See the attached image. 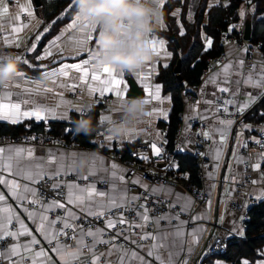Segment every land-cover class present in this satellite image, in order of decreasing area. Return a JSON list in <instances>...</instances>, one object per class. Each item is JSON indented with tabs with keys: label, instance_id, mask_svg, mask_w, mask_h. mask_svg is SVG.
<instances>
[{
	"label": "crops",
	"instance_id": "1",
	"mask_svg": "<svg viewBox=\"0 0 264 264\" xmlns=\"http://www.w3.org/2000/svg\"><path fill=\"white\" fill-rule=\"evenodd\" d=\"M166 1L167 0H163V5ZM179 1L180 3L183 2V0ZM213 2V0H209L210 4H213ZM3 5L8 7L9 11L7 14H4L3 7H0V63L5 62L11 55L19 61V64L21 63L27 68L24 67L23 69L22 66H19L21 70L19 73H21V75L17 76L14 81L0 89V104L11 105L13 103H19L21 105V111H32L36 108H40L44 110L43 114L46 118L44 120H37L35 117L24 118L15 124L11 123L10 120L0 119V123L6 124L8 122L7 124L9 125H23V122L26 121V123L24 122L25 126L30 122L66 125L74 117L78 116L80 110L90 109L89 106L92 108L93 103L98 99H108L110 104L108 109L97 118L99 123H106L108 126L109 120H119L121 118V113L117 110V104L121 100L128 99L127 96H129V94L125 93L124 99H120L116 96L115 91L106 92L103 95H101L99 91L95 93L89 92L90 85L97 89L105 86L99 81L94 82L91 80V75L94 70L100 75L102 80L106 79L108 75L100 70L101 66L98 64L97 59L94 61L91 60V54L97 53L98 49V44L96 43L98 28L95 27L93 30L92 27L88 25L87 20L81 16L82 19L76 23L75 28L65 31L67 26L72 24L76 16L79 15L78 8H76L77 10L72 15L71 19L64 22L59 27L57 33L48 40L40 52L35 55V51H31L30 49L35 45L36 50L41 38L50 31L51 25L49 24L42 27V22L34 11L36 5L33 0H3ZM22 5L29 8L33 13L32 17H29L27 12L20 11ZM160 8L162 10V7ZM250 11H253L252 6L246 7L242 5L239 12L241 19L246 15V12L248 14ZM173 12L175 21L179 25L178 21L181 10L175 8ZM242 12L243 15H241ZM176 13H178V15H176ZM17 16H19L18 20L15 19ZM246 18L247 16L244 17V22ZM161 21L163 27L161 26ZM22 24L28 25L22 32L13 33L11 31V28L18 27ZM45 29H47V31H45ZM81 29L84 31H81ZM163 30L164 22L161 17L157 22V26L147 38L148 44L149 42H155L157 48H159V42L163 41L164 48L160 49L159 55L149 44L153 49L154 56L147 60L142 68L134 73L123 70L124 74L120 76L118 75L120 68L117 67V78L122 81L118 90L123 91V86L126 84L130 91L128 80H131L140 92L139 97L144 100H150L147 104L146 115L137 122V126L133 131L123 137H113L111 140L107 139V137L110 136L108 133L99 137L96 136L93 139V144L99 150L66 151L60 147L41 148L23 146L20 144H10L0 147L5 149V156L8 154V149H32L33 157L31 159L27 157V152L22 154V165H35L40 163L43 164L46 169H54L58 166H63L61 175L55 177L57 181L54 183H59L61 187H63V204L65 207L54 208L49 211L47 213L49 220H55L50 218V215L55 213L59 218H67V211L69 210L75 212L77 216H81L83 213L87 214L86 212H81L75 204H69L67 202L69 189L66 185L77 186L72 189L74 196L81 194L79 189H88L92 186L95 187L96 191L106 193L104 197L96 198L97 200H103L104 207L99 209L93 208L92 211L99 210L104 211V213L108 212L107 204L111 197H115L117 202H120L121 198H123V206L134 201L131 198L135 195L125 191V189H127V184L124 179L125 168L121 164L112 161L106 153L114 150L112 148L114 142L132 144L138 140H145L151 144V147L155 144V146L159 148L163 133L158 125L160 122L167 119L170 111V96L169 94H163L161 86L155 81L158 67H164L165 64L168 66L171 59V55L167 48V41L159 35ZM89 34L92 36L91 40L87 39ZM37 36L40 37L38 42L36 40ZM57 37H60L57 41V45L52 46L50 49L52 55L48 56L46 59H38V57L49 51L51 42L56 40ZM202 37L203 39L205 38L204 35ZM224 50L225 62L214 72L203 75L201 84L197 90L194 91L192 98L189 99L188 96L184 97L183 111L180 117V132L177 134L174 145L179 155H191L195 148L197 137L202 136L207 139L208 144L205 154L208 165L204 172L203 186L209 196V203L205 208L193 211L194 224L189 230H186L185 223H181V220L176 219L174 227H170V223L166 220H161L159 227H157L155 223L156 218H153L151 220L153 226L149 228L147 226L149 221L145 223L140 215L138 216L136 224H144V228L130 229V231L135 234L138 244L146 246H150L158 241H153L152 239L147 241L139 240L138 237L141 234L155 236L158 235V233H174L179 230L182 235L179 237H169L168 241L170 245L175 241L176 246L168 250H159L160 254L165 257V264H169L166 259L167 251L176 252L178 254L176 257L177 260L183 257L181 261L182 264L184 261H186V264H227L222 260L214 258L208 259L210 258L209 256L202 257L201 253L211 242L212 238L216 236L226 239L231 237L242 238L244 233L243 224L239 214L235 212L234 207L247 209L252 202L259 201L264 197V175L261 169L264 154L253 148H250L245 156H241L240 154L241 149L246 144L252 145L255 144L257 140H260L259 138H261V134L264 131V125H255L250 122H245V119L235 121L229 115L231 108H237L242 117H244L264 95V82L260 80L261 76L264 75V59L260 58L254 51H244V49L236 50L234 44L231 42L225 45ZM85 60H89L90 63L84 65ZM73 63H80L88 70L89 77L85 78L87 83H82L80 79L83 76V72H76L74 69H69V74L66 77L59 74L60 68L66 64L70 65ZM241 63L243 65L242 67ZM225 66H230L227 71H225ZM141 74L143 78H141ZM249 76L252 77L255 83H261L262 86L253 87L251 84L245 83V80ZM61 84H64L65 87H60ZM72 85H76L77 87L73 88L71 87ZM157 87L160 88L159 100L153 99L150 95V93L155 94V89ZM222 87H227L229 91L221 92L220 88ZM46 88H52L53 91L47 92L45 91ZM222 94H226L228 100L224 101L222 97H220ZM250 94L252 97H255V102L249 104ZM24 100H28L29 103L25 105L22 103ZM245 104H248V106L244 108L243 111H240ZM48 110H51V112ZM154 111L156 113L155 115H148V113ZM161 112L166 113V115H161ZM104 117H109V119H104ZM195 122L196 124H194ZM192 124H194V126ZM99 130L101 131L102 129L100 128ZM99 141H103L105 145L100 147ZM100 149H103L105 152ZM152 151L154 152L153 148ZM86 155H90L91 159L87 168L81 169L78 166V161ZM49 161H51V163H49ZM242 161L243 163H249V174L251 177L249 186L244 185L245 175L239 167ZM257 164L260 165L259 168H256ZM112 165H116L117 167L113 169ZM71 169H75L76 171H72ZM90 170L94 175H90ZM114 171L117 174L116 178L112 176ZM0 175L5 179H15L16 182L21 185L18 191L22 192L25 184L29 187H33L31 181L25 180L22 176L15 175V161H13L12 173L4 171L0 172ZM119 177H123V179L121 180ZM59 178L68 179L69 181L61 182L58 181ZM98 178L107 181V190H101L96 187ZM137 180L139 183L134 184L142 191L148 194L162 196L172 205L175 204L176 207L183 208L185 212H189L193 209L191 198L182 189H172L167 186L162 187L157 185L149 186L140 179L138 174H135L132 182ZM145 185L146 187H144ZM153 189L162 190L154 194ZM0 192H3L6 197L5 202H0V208L11 205L15 213L20 215V218L28 228L33 231V235L41 241V244L32 246V252L39 251L43 246L48 252V256L52 257L53 264H64V261H62L56 253L51 251L52 248L56 247V242L53 241L51 245H48L43 237L35 232V228L39 223L38 218L33 222L22 213L24 202H18L13 199L9 189L4 185H0ZM29 199H31V196H29ZM53 202V200H50L42 203L51 204ZM18 203L20 206H18ZM88 203L89 202L85 200V204ZM30 206H35V208H31ZM27 207L29 210L41 211L38 205L27 204ZM7 215L8 213L0 211V217L4 218L3 222H6ZM77 221L78 220H71L70 223L75 225ZM12 227H15V231H17L18 224L15 219L8 225L10 231ZM30 239L31 237L27 235L20 236L18 240H13L3 251L7 250L8 247L14 243H19L21 245L27 244ZM91 241V237H85L86 244ZM180 244H183V251H180ZM75 250L76 248L67 249L68 252ZM109 250L110 248L104 252ZM141 253L148 256L144 248H141ZM20 254L22 256L27 255L28 258L25 260V264H32L31 253L25 254L24 249L21 248ZM138 254L143 256L140 253ZM120 255H122V252L114 251L113 255L107 259L101 257L100 264H109L110 261H115V264H119L117 258ZM150 258L157 264H160V262L155 259V253ZM17 259H19V257H12V260ZM65 259L69 258L66 257ZM125 259L127 260V258ZM144 259L148 261L149 264H154L149 259L145 257ZM261 260L262 259L256 261L254 264H260ZM37 264H47L46 258L38 257ZM127 264H139V262L127 261Z\"/></svg>",
	"mask_w": 264,
	"mask_h": 264
},
{
	"label": "trees",
	"instance_id": "2",
	"mask_svg": "<svg viewBox=\"0 0 264 264\" xmlns=\"http://www.w3.org/2000/svg\"><path fill=\"white\" fill-rule=\"evenodd\" d=\"M33 2L39 4L34 11L40 18L42 27L51 25L50 31L41 38L34 52L37 55L44 44L57 33L59 27L71 19L77 10V5L76 0H33ZM242 5L253 7V11H250L246 18L251 25L250 39L247 43L250 47H256L264 56V0H226L225 4L214 2L210 4L209 0H183L182 3L179 0H167L164 3L162 7L164 30L159 35L166 39L171 59L167 67H158L155 81L161 86L162 93L170 96L168 117L158 125L163 133L166 151L172 152L174 150L177 129L181 123L180 117L184 97L193 96L194 91L201 84L208 60L216 58L223 52L224 47L220 44V40L232 24L241 22L239 12ZM175 8L181 10L179 25L174 17ZM203 35L205 36L204 39ZM233 35L237 37L234 30ZM208 38L212 41L211 48H207L205 43ZM21 66L23 67V65ZM176 68L179 70L177 75L174 73ZM99 109V106L92 107L88 116L84 117H91L95 127V131L91 135H76L74 133L73 123L81 119L76 116L66 125L30 122L27 126L19 125L17 128L20 130L16 128L18 125L10 126L0 123V136L16 137L21 134L20 132L41 131L47 126V132L54 137L75 143L85 149L99 150L93 144V139L100 129L97 121L100 115ZM241 119L255 125L264 124V95ZM15 130L19 134L15 133ZM262 142H264V136ZM135 144L136 142L124 143L120 150L114 151V154L121 161H131L129 152ZM175 156L178 172L186 176L190 182L199 185L196 176L197 167L193 157L190 154L179 155L178 153ZM261 169L264 170V160ZM242 224L244 228L243 237L227 239V251L224 256L217 260H222L227 264H241L242 261L247 260L249 264H254L262 259L258 253H261V248L264 247V197L249 205L246 210V219Z\"/></svg>",
	"mask_w": 264,
	"mask_h": 264
},
{
	"label": "snow or ice",
	"instance_id": "3",
	"mask_svg": "<svg viewBox=\"0 0 264 264\" xmlns=\"http://www.w3.org/2000/svg\"><path fill=\"white\" fill-rule=\"evenodd\" d=\"M158 6L163 7V0H158ZM0 7H3V13L7 14L9 9L8 7L3 5V0H0ZM21 12H27V15L29 17L33 16V13L29 10L28 7L21 6L20 7ZM178 15V13H176ZM243 15V12L241 13ZM16 20L19 19V16L15 17ZM82 19L80 15L76 16V19L73 21L72 24H69L65 31H68L69 29H73L76 27V23L79 22ZM85 19V18H84ZM27 24H22L18 27L11 28V31L13 33H19L22 32L24 28H26ZM161 26L163 27V23L161 21ZM235 27V26H233ZM233 27L229 28V31L231 32L233 30ZM92 29H95V26H92ZM47 31V29H45ZM81 31H84L81 29ZM181 35H183V32H181ZM60 39V37H57L56 40H53L49 46V51L45 52L44 55L38 57V59H46L48 56L52 55L51 47L57 45V41ZM88 40L92 39L91 34L87 36ZM37 42L40 40V37H36ZM98 44V41H96ZM150 46L157 51V54H160V49L164 48L163 41L159 42V48H157V45L155 42H149ZM206 46L207 48L212 47V41L210 38L206 39ZM206 48V50H207ZM31 51H35V45L33 46ZM98 56V53L91 54V60H96ZM89 60L84 61V65L89 64ZM84 65H81L80 63H73V64H66L62 68L59 69V74L61 76H68L69 69H74L76 72H83V76L80 78L82 83H87V80L85 78L89 77L88 70L84 67ZM241 63V67H242ZM164 67H167L165 64ZM228 67L225 66V71L228 70ZM102 72L107 73L106 79H101L100 75L94 70L91 75V80L96 82L99 81L101 84L105 85L103 88L97 89L96 87L90 85L89 86V92L95 93L97 91L100 92L101 95H103L106 92L115 91V94L118 98L124 99L125 93L131 95L128 86L125 84L123 86V91L118 90L119 87L122 84V81L117 78V67L113 65H102L101 69ZM124 72L123 69L120 68V71L118 75L123 76ZM21 73H18L17 76H20ZM54 75V74H53ZM141 78H143L141 74ZM261 82H264V75L260 78ZM245 83L251 84L253 87H261V83H255L252 80V77L249 76ZM60 87H65L64 84H61ZM71 87L75 88L76 85H72ZM38 90V89H37ZM45 91L52 92V88H46ZM221 92H228L229 89L227 87L220 88ZM159 92L160 88L157 87L155 89V94H151L153 99L159 100ZM144 102L148 104L150 100L145 99ZM255 102V97H252L250 94V100L249 104ZM25 105L29 103L28 100L22 101ZM248 104H245L240 111H243L244 108H246ZM227 110V109H225ZM51 112V110H48ZM44 110L40 108H36L32 111H21V105L19 103H13L11 105L7 104H0V119L4 120H10L11 123L15 124L18 123L21 119L24 118H31L35 117L37 120H44L46 117L43 114ZM155 111L152 113H148V115H155ZM161 115H166V113L161 112ZM104 119H109V117H104ZM207 135V134H205ZM108 140L113 139L112 136L107 137ZM257 143H260V141H257ZM152 148L154 150L155 155H160V149L155 146V144L152 145ZM8 154L5 156V149L0 148V172L7 171L9 173L13 172V161H15V175L16 176H22L25 180L31 181L33 185L40 183L41 181H50L53 178L60 176L61 172L63 171V166H58L54 169H46L43 164H28V165H22L21 159L23 158L22 154L27 152V157L31 159L33 157V150L32 149H23V148H16V149H8ZM142 159H147V157H142ZM51 163V161H49ZM113 169H115L117 166L112 165ZM260 165L257 164L256 168H259ZM72 171H76L75 169H71ZM90 175H94V173L90 170ZM113 178L117 177L116 172L114 171L112 173ZM119 179H123V177H119ZM98 182L105 183L107 181L99 179ZM133 183H139V181H133ZM0 185H4L7 187L10 191V194L13 199L17 200L18 202H24L22 206V213L28 217L29 220L35 222L38 218L39 223L37 224L35 228V232L39 233L44 241L51 245L53 241L56 242V247L52 248L51 251L56 253L57 256L60 257L62 261H64V264H71V261H79V264H100L101 257H104L107 259L108 257H111L113 255V252H122V255H120L117 259L119 261V264H127V261H138L139 264H149L148 261L144 259L143 256H140L136 251L124 248L122 249L119 245H114L111 240H105L101 237L105 234L104 229H97L96 231H87L81 227L74 226L72 223H70L71 220H79L81 219L80 216H77L75 212L73 211H67V218L60 217L56 220H49L47 213L54 208H64L65 205L63 203H59L54 201L51 204H44L37 198V189L35 187H29L27 184L23 186V191H18L21 188V185L16 182L15 179H5L2 175H0ZM69 189L68 192V203L69 204H75L76 207L80 209L81 212H86L89 216H95L97 219H99L101 216H104V211H92L93 208H103L104 202L103 200H97V197H104L106 193L104 192H98L96 191L95 187L92 186L88 189H79L80 195L74 196L72 189L76 188V185H66ZM146 187V185L144 186ZM52 188L54 190L61 188V185L59 183H53ZM114 190V186H113ZM162 189H153V193L155 194L158 191H161ZM111 191V190H110ZM127 191V189H125ZM63 194V193H58ZM86 194V195H85ZM29 196H31V199H29ZM132 200L138 199V197L133 196L131 198ZM85 200H87L89 203L85 204ZM6 197L3 192H0V202H5ZM27 204L32 205H38L41 209L40 212H37L35 210H29L27 207ZM18 206L20 204L18 203ZM123 207V198H121L120 202H117L115 197H111L108 204H107V210L109 213H111V210L114 208H122ZM141 207H144L141 205ZM172 207H175V204L172 205ZM0 211L4 213H8L6 222H3L4 218L0 217V242H2L5 238H12L13 240H18L20 236L27 235L31 237L29 242L27 244L21 245L19 243H14L8 247L5 251H0V264H2V261L8 260L9 264H25V260L28 258L27 255H21L20 250L21 248L24 249L25 254L31 253V261L32 264H37V258L38 257H45L47 264H53L52 257L48 256V252L45 250V248L42 246L39 251L32 252V246L33 245H39L41 244V241L36 238L35 235H33V231L28 228V226L24 223V221L20 218V215L15 213V210L11 207V205H7L3 208H0ZM181 211H184L182 208ZM147 209H145V213H141V219L147 223L149 221V217L146 214ZM15 219L16 223L18 224L17 231L13 232L10 231L8 228V225H10ZM173 219H178V216H169V215H163L160 217H157L155 220V223L157 227H159V223L161 220H166L169 223ZM57 223L62 224V228L57 229L55 226ZM128 223L123 216H121L118 220L108 219L106 222V229H113L117 227V224L124 225ZM181 223H185L184 221H181ZM131 228H144V224H129L128 228L118 230L115 234L117 238L120 237L121 232H128V235H125L123 237L125 242L131 243V244H137L138 247L144 248L147 251V255L149 257H152L155 253V259L160 262V264H165V257L160 254L161 249L168 250L171 247L176 246V242L173 241V243L169 244V237L176 236L179 237L182 235V233L177 230L174 233L170 232H162L158 233V235L152 236L150 234H141L138 239L142 241H147L149 239H152L153 241H158L157 243H153L150 246L141 245L138 244L137 239L135 238V234L130 231ZM71 230L72 235H69L68 231ZM63 236L66 238V240H71L73 238L76 239V245L75 251L68 252L67 248L69 245L67 243H63L60 240V237ZM91 237L92 241L90 243H85V237ZM99 244H107L110 246V250L107 252H98L97 245ZM217 244H219V241H217ZM180 251H183V244L179 245ZM87 249L88 256L84 257V250ZM212 250V246H206L205 250L201 253V256H206L210 251ZM177 253L174 251H167V257L169 264H180V262L176 259ZM261 257H264V253H258ZM19 257L17 260H12V257ZM69 259H65V258ZM127 258V260L125 259ZM109 264H115V261H110ZM183 264H186V261L183 262ZM242 264H249L247 260H244ZM260 264H264V259L260 261Z\"/></svg>",
	"mask_w": 264,
	"mask_h": 264
},
{
	"label": "built area",
	"instance_id": "4",
	"mask_svg": "<svg viewBox=\"0 0 264 264\" xmlns=\"http://www.w3.org/2000/svg\"><path fill=\"white\" fill-rule=\"evenodd\" d=\"M221 4H225L226 0H217ZM23 18V17H22ZM235 26V27H233ZM233 30L236 32V36L233 35V30L230 32L229 29L224 33L223 37L220 40V44L225 46L229 42L234 44L236 50L245 51H254L260 58L264 59V56L258 51L255 47H250L245 41H243V26L239 24H232ZM241 40V41H238ZM225 62V52L223 51L219 56L214 59H209L207 62V67L205 68L203 74L215 71L221 64ZM4 86H0L2 89ZM220 97L222 99L228 100L225 94H222ZM190 99V97H189ZM108 99H98L93 103V106H99L100 114L106 111L109 107ZM91 109V108H90ZM90 109H82L78 113L79 118H84L88 116ZM230 117L234 120H237L241 117L240 112L237 108H232L229 113ZM99 127L102 129L99 130L96 134L97 137L107 133V125L106 123H99ZM47 126H45L41 131H31L26 133H21L16 137L10 136H0V147L8 146L10 144H20L23 146H35L41 148L48 147H60L65 149L66 151L71 150H88L78 146L72 142H66L61 138L54 137L53 135L47 132ZM180 132V128L177 129V134ZM264 136V131L261 134L260 143H255L252 145L246 144L240 151L241 156L247 155V152L250 148H253L259 152L264 154V144L262 142V138ZM207 139L199 136L197 138V142L195 148L192 152V157L195 161V165L197 167L196 176L199 180V185L190 182L186 176L178 172V163L175 154L178 152L175 147L172 152L166 151L165 140L162 138L160 140L159 149L160 155H155L152 151L151 144L145 140H139L133 146L132 150L129 152V157L132 159L131 161H121L116 154H114L115 150H120L123 147V143L114 142L113 143V151L108 152L107 155L111 158L112 161H115L121 164L125 168V176L124 179L127 184V191L130 194L135 195L138 199L132 201L126 206L122 208H114L111 210V213L106 212L104 216H101L97 219L95 216H89L87 214H81V219H79L74 226H79L83 228L85 231H93L97 228H101L105 230V234L102 239L111 240L114 245H119L122 249L127 248L140 253L145 258L152 261L154 264H157L153 261L152 258L146 256L141 253V248L137 246V244H131L125 242L123 237L128 234V232H121L119 238L115 236L116 232L121 229L128 228L129 224H136L138 216L141 213H145V209H147L146 214L149 216V222L147 226L151 228L153 226L152 219L157 218L163 215L169 216H178V219L185 222V228L188 230L193 225V211L203 209L209 202V196L206 193V190L203 186V178L204 172L208 165V161L206 160V148H207ZM105 143L103 141H99V146H104ZM142 157H147V159H142ZM244 178V185L249 186L251 182V177L249 174V163H243V161L239 164ZM262 173L264 175V170L262 169ZM135 174H138L140 179L148 184L149 186H162V187H170L172 189H182L188 196H190L193 209L189 212L181 211L178 207H172V204L162 196L152 195L142 191L139 187H137L133 182V177ZM57 181L53 178L50 181H41L33 185L37 189V197L41 202H47L50 200L64 203L63 187L54 190L52 188V184ZM58 181L66 182L68 179L59 178ZM96 187L101 190H107L108 184L105 183H96ZM143 205L144 207H141ZM31 208H35V206H30ZM235 212H237L240 216L241 222H244L246 219V210L241 207H234ZM121 216L128 222L124 225L117 224L116 228L106 229V222L108 219L118 220ZM51 219L59 218L58 215L51 214ZM175 226V219H173L170 223V227ZM57 229L62 228V224L57 223L55 226ZM16 228L12 227L11 231H15ZM68 231L69 235H72L71 230ZM61 242L67 243L69 247L67 249L75 248V238L71 240H66L65 237H60ZM13 241L12 238H5L2 242H0V251H3L9 244ZM219 241V244H217ZM212 246V250L207 254L209 257H214L216 259L225 255L227 251V240L223 237L216 236L209 243ZM208 245V246H209ZM110 248L107 244H99L97 245L98 252H104ZM88 251L84 250V257H87ZM183 257H181L178 261L181 263ZM2 264H9V261H2ZM71 264H79V261H72Z\"/></svg>",
	"mask_w": 264,
	"mask_h": 264
},
{
	"label": "clouds",
	"instance_id": "5",
	"mask_svg": "<svg viewBox=\"0 0 264 264\" xmlns=\"http://www.w3.org/2000/svg\"><path fill=\"white\" fill-rule=\"evenodd\" d=\"M78 13L90 27L98 28L97 62L113 65L129 73L143 67L154 56L147 38L157 26L163 13L158 0H76ZM20 72L19 61L9 56L0 63V86H7ZM119 120H109L108 135L119 138L135 129L137 122L147 113V104L140 97L121 100L117 104ZM76 135H91L95 127L90 118L74 121ZM90 155L78 161L81 169L87 168Z\"/></svg>",
	"mask_w": 264,
	"mask_h": 264
},
{
	"label": "water",
	"instance_id": "6",
	"mask_svg": "<svg viewBox=\"0 0 264 264\" xmlns=\"http://www.w3.org/2000/svg\"><path fill=\"white\" fill-rule=\"evenodd\" d=\"M35 5L37 7L39 4H35ZM250 33H251V25H250L249 20L247 19L244 22V25H243V41H245V42L249 41ZM174 73L176 75L179 73L178 68H176L174 70ZM128 82H129V85H130V93H131V95L127 96V98L129 99V98H133V97H139L140 96V92L137 89V87L135 86V84L131 80H128Z\"/></svg>",
	"mask_w": 264,
	"mask_h": 264
},
{
	"label": "bare ground",
	"instance_id": "7",
	"mask_svg": "<svg viewBox=\"0 0 264 264\" xmlns=\"http://www.w3.org/2000/svg\"><path fill=\"white\" fill-rule=\"evenodd\" d=\"M259 47H260V46H259ZM262 54H263V53H262ZM21 65H22V64H21ZM21 65H20V66H21ZM23 67H25V66H23ZM23 67H22V68H23ZM23 69H24V68H23ZM20 71H21V70H20ZM182 104H183V103H182ZM171 105H172V104H171ZM89 108H91V107L89 106ZM182 111H183V109H182ZM94 116H95V115H94ZM228 116H229V115H228ZM74 119H75V118H74ZM74 119H73V120H74ZM81 119H82V118H81ZM90 119H91V117H90ZM240 119H241V118H240ZM240 119H239V120H240ZM27 121H28V120H27ZM32 121H33V120H32ZM95 121H96V120H95ZM24 122L26 123V121H24ZM24 122H23V125L25 124ZM191 122H192V121H191ZM193 122H194V121H193ZM1 123H2V122H1ZM7 123H8V122H7ZM7 123H6V124H7ZM27 123H28V122H27ZM71 123H72V122H71ZM189 123H190V122H189ZM195 123H196V122H195ZM2 124H3V123H2ZM246 124H247V123H246ZM261 124H262V123H261ZM4 125H5V124H4ZM8 125H9V124H8ZM21 125H22V124H21ZM21 125H20V126H21ZM23 125H22V126H23ZM10 126H11V125H10ZM12 126H13V125H12ZM15 126H16V125H15ZM195 126H196V125H195ZM17 127H19V125L16 126V128H17ZM202 127H203V126H202ZM250 127H252V126H250ZM256 128H257V127H256ZM18 129L20 130V128H17V130H18ZM22 129H23V128H22ZM25 130H26V129H25ZM15 131H16V130H15ZM21 131H22V130H21ZM26 131H27V130H26ZM26 131H25V132H26ZM28 131H29V129H28ZM247 132H248V131H247ZM15 133H18V134H19V132H17V131H16ZM20 133H23V132H20ZM13 135H14V133H13ZM258 138H259V137H258ZM259 139H260V138H259ZM257 141H258V140H257ZM263 143H264V142H263Z\"/></svg>",
	"mask_w": 264,
	"mask_h": 264
},
{
	"label": "rangeland",
	"instance_id": "8",
	"mask_svg": "<svg viewBox=\"0 0 264 264\" xmlns=\"http://www.w3.org/2000/svg\"><path fill=\"white\" fill-rule=\"evenodd\" d=\"M241 7H242V6H241ZM240 9H241V8H240ZM245 16H247V12H246V15H244V17H245ZM244 17H243V19H244ZM243 19H241V20H242V23H241L242 26H243V24H244V20H243ZM206 193H207V192H206ZM193 223H194V221H193ZM212 239H213V238H212ZM211 241H212V240H211ZM261 253H264V247L261 248ZM208 259H211V258H208ZM262 259H264V257H262Z\"/></svg>",
	"mask_w": 264,
	"mask_h": 264
}]
</instances>
